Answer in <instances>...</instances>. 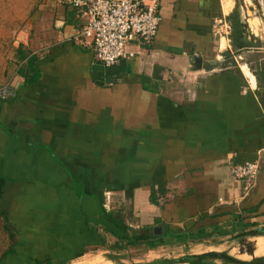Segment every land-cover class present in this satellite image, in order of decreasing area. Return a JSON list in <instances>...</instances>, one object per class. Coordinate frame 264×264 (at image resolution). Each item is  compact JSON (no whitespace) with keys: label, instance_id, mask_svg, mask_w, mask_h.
I'll return each mask as SVG.
<instances>
[{"label":"crops","instance_id":"0c3cea01","mask_svg":"<svg viewBox=\"0 0 264 264\" xmlns=\"http://www.w3.org/2000/svg\"><path fill=\"white\" fill-rule=\"evenodd\" d=\"M38 10L0 99V213L15 233L0 264H76L128 225L114 214L126 202L129 233L240 236L252 243L240 264H264V0H160L155 36L111 67L81 37L76 9ZM221 17L225 39L212 31ZM250 161L247 189L231 165Z\"/></svg>","mask_w":264,"mask_h":264},{"label":"built area","instance_id":"2783aa9c","mask_svg":"<svg viewBox=\"0 0 264 264\" xmlns=\"http://www.w3.org/2000/svg\"><path fill=\"white\" fill-rule=\"evenodd\" d=\"M76 9L84 19L81 37L92 46L95 59L105 67L133 56L132 41L149 42L156 34L161 17L160 0H50ZM213 35L225 39L231 31L225 18L215 19ZM10 88L0 89V98L10 94ZM259 171L255 161L231 165L232 174L252 186Z\"/></svg>","mask_w":264,"mask_h":264},{"label":"rangeland","instance_id":"374dc122","mask_svg":"<svg viewBox=\"0 0 264 264\" xmlns=\"http://www.w3.org/2000/svg\"><path fill=\"white\" fill-rule=\"evenodd\" d=\"M43 1L51 2L49 0H0V89L4 87L10 88V77H12L18 66L16 44L27 33L29 22L35 19L36 13L38 14L39 11L38 7L43 4ZM108 207L111 210L110 204ZM117 210L119 211L117 212ZM114 211V214L118 213L120 217L122 216L128 225L123 228L119 227L116 235L112 231H107L105 246L101 248V251L85 256L77 261L76 264H90L95 260L103 262V260H109L108 257H114L115 260L119 261L118 264L145 263L155 259H177L187 253V247L175 246L160 247L155 251L148 252L146 244L128 245L124 249L112 248L114 244L118 243V237H125L130 230L135 229L129 226V224H135L131 223L130 220V203L126 202L124 205H119V208H114ZM8 224L9 228L3 229L0 217V256L9 249L12 243V239H9V232L14 231V229L10 222ZM242 238L230 237L222 240L216 237L217 243H223V245L217 247L218 251L216 252L229 255L228 258H223L221 262H216V264H240L243 261L242 259L250 261L252 243H243L246 240H241ZM212 246H203L197 251H214L212 249L215 248ZM240 249H243L241 256L239 254ZM236 256L240 257L241 260L238 261Z\"/></svg>","mask_w":264,"mask_h":264},{"label":"trees","instance_id":"16d2710c","mask_svg":"<svg viewBox=\"0 0 264 264\" xmlns=\"http://www.w3.org/2000/svg\"><path fill=\"white\" fill-rule=\"evenodd\" d=\"M16 55L17 60H22L25 56L22 52V46L19 45L16 49ZM24 56V57H23ZM24 67L19 66V72L20 74H24ZM35 78H27V81H32ZM112 213H109L108 216H110ZM1 223L3 229L9 228V221L4 213H0ZM215 233H207L202 228L197 229H171L165 232V234L161 235H153V234H147V233H128L125 237H118V243L114 244L112 248H119L124 249L128 245H140V244H146V247L148 249H157L160 247H173V246H186L188 242H209L210 244H216L217 240L215 239L217 236L222 235L217 233L216 231H213ZM126 234V233H125ZM218 234V235H217ZM264 234V233H259ZM242 236V235H241ZM240 237V236H237ZM236 237V238H237ZM9 239H12L11 246L8 250L4 251L0 256V262L7 257L8 255H12L14 253V243H15V233L14 231L9 232ZM104 242V241H103ZM105 243V242H104ZM229 255H226L225 253H218V252H207L201 255H186L182 256L177 259H155L150 262L145 263H132V264H183V263H190V264H205L202 262V260L205 259H218V258H228ZM109 260H112L116 262L117 264L119 261L115 260L114 257H108ZM233 261V260H232ZM40 264V263H37ZM42 264V263H41ZM43 264H51V262H45ZM208 264H216L213 262H210Z\"/></svg>","mask_w":264,"mask_h":264},{"label":"water","instance_id":"95a60500","mask_svg":"<svg viewBox=\"0 0 264 264\" xmlns=\"http://www.w3.org/2000/svg\"><path fill=\"white\" fill-rule=\"evenodd\" d=\"M161 233H162V227H161V226L156 227V228L154 229V234H155V235H158V234H161Z\"/></svg>","mask_w":264,"mask_h":264},{"label":"flooded vegetation","instance_id":"af4514ba","mask_svg":"<svg viewBox=\"0 0 264 264\" xmlns=\"http://www.w3.org/2000/svg\"><path fill=\"white\" fill-rule=\"evenodd\" d=\"M222 259H223V258H218V259H214V260H218V261H220V262H221V261H222ZM257 262H258V261H257ZM185 264H190V263H188V262H187V263H185Z\"/></svg>","mask_w":264,"mask_h":264},{"label":"bare ground","instance_id":"6f19581e","mask_svg":"<svg viewBox=\"0 0 264 264\" xmlns=\"http://www.w3.org/2000/svg\"><path fill=\"white\" fill-rule=\"evenodd\" d=\"M261 248V247H260ZM259 251V250H258ZM260 252V251H259ZM263 252H264V250H263ZM92 264V263H91Z\"/></svg>","mask_w":264,"mask_h":264}]
</instances>
